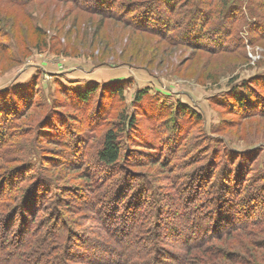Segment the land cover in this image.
Instances as JSON below:
<instances>
[{"label":"rangeland","instance_id":"obj_1","mask_svg":"<svg viewBox=\"0 0 264 264\" xmlns=\"http://www.w3.org/2000/svg\"><path fill=\"white\" fill-rule=\"evenodd\" d=\"M18 1L0 0V91L26 98L0 92V264H264V0ZM109 129L127 165L100 161Z\"/></svg>","mask_w":264,"mask_h":264},{"label":"trees","instance_id":"obj_2","mask_svg":"<svg viewBox=\"0 0 264 264\" xmlns=\"http://www.w3.org/2000/svg\"><path fill=\"white\" fill-rule=\"evenodd\" d=\"M16 1H18V0H16ZM109 3H110L109 0H105L104 1L105 5H109ZM18 4L21 5L22 2L18 1ZM113 5H114V3H113ZM218 49L219 48H213V49L211 48L212 51H215V50H218ZM0 51H1L0 54L3 55V52L5 51V49L1 48ZM20 87H17V86L7 87L4 90H1L0 92L6 93L4 96L10 95V92L12 94L15 93V95L18 98V100H20L22 102V101L26 100V98H24L25 92L22 95L18 94L19 92H21L20 91ZM96 91H97V88L93 87V88L88 89L85 92H79L78 95H77L78 98H79V102H81L83 104L86 103L87 100L90 98V96L93 95ZM244 91L247 92L246 89ZM117 92L119 94H121L122 89L120 88V90H118ZM144 93H146V91L145 92H138L137 95H136L135 100L136 101L138 100V102H139L141 99H143ZM241 97L242 96H240L239 99L241 100V103H242ZM242 98H244V96ZM20 101H18L17 104H19ZM17 104H15V107L17 106ZM58 107H61V106H58ZM177 112H179V114H178L179 117H185V116H188L191 113H193V111L189 108V105H187L186 103H183V102H178V105H177V108L175 110V113H177ZM134 122H135L134 115L130 114V115L126 116V119L123 122V124L126 125L125 126L126 131L129 130L130 126H133ZM4 136H5V134H3V136L0 135V139H2V141H3ZM119 139L120 138H119V132L118 131H115L113 129H109L105 133L102 147L100 148V150L98 152V157H99L101 162H103L105 164H108V165H118V163L121 160V158L122 159L123 158L130 159L129 156L131 154H127V155L124 154V151L122 150L121 142H120ZM150 144H152V142ZM130 161H131V159L126 162V165L128 163H130ZM121 168L126 169L125 167H121ZM146 191H147V189H146ZM239 193L242 194L241 192H239ZM211 211L215 212V210H211ZM131 213L132 212L130 211V217H131ZM216 214H217L216 220L218 219V223L220 222L221 218L225 219L224 222H229L231 219L236 218L235 215H233L231 213H230V215L228 214L226 216V212L224 213V209L222 207L220 208L218 213H215V215ZM135 215L138 216V211L135 213ZM238 226H239V224H238ZM203 228H206V227H203ZM191 233H193V235H197V237H203V236L206 235L204 230L202 228H200V227L193 228ZM193 235H191V236H193Z\"/></svg>","mask_w":264,"mask_h":264}]
</instances>
